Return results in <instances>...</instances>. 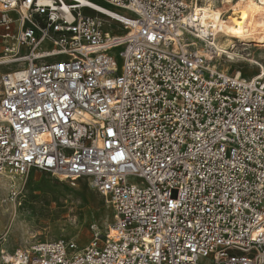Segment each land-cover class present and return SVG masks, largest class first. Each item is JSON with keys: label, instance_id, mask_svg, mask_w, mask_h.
Masks as SVG:
<instances>
[{"label": "built area", "instance_id": "obj_1", "mask_svg": "<svg viewBox=\"0 0 264 264\" xmlns=\"http://www.w3.org/2000/svg\"><path fill=\"white\" fill-rule=\"evenodd\" d=\"M87 1L0 0V192L85 178L112 220L0 264H264V64L223 70L192 0Z\"/></svg>", "mask_w": 264, "mask_h": 264}, {"label": "rangeland", "instance_id": "obj_2", "mask_svg": "<svg viewBox=\"0 0 264 264\" xmlns=\"http://www.w3.org/2000/svg\"><path fill=\"white\" fill-rule=\"evenodd\" d=\"M243 48L251 54L249 60L264 64V38L258 45ZM223 55L220 67L228 73L243 78L257 73L252 61ZM8 70L0 67V76ZM7 193V189L0 192V236L5 238L0 246L10 253L45 240L73 241L83 248L101 238L112 220L111 208L85 178L70 186L31 170L16 197L7 198Z\"/></svg>", "mask_w": 264, "mask_h": 264}, {"label": "bare ground", "instance_id": "obj_3", "mask_svg": "<svg viewBox=\"0 0 264 264\" xmlns=\"http://www.w3.org/2000/svg\"><path fill=\"white\" fill-rule=\"evenodd\" d=\"M93 9L111 10L91 3L87 0H72ZM192 0L190 5V23L193 26L211 25L215 39L210 42V48L230 57L249 60L248 49L258 45L264 38V3L261 0ZM64 8L66 4L63 3ZM196 23H193V21ZM223 55V56H224ZM229 59V58H228ZM230 60V59H229ZM255 61V60H254Z\"/></svg>", "mask_w": 264, "mask_h": 264}, {"label": "snow or ice", "instance_id": "obj_4", "mask_svg": "<svg viewBox=\"0 0 264 264\" xmlns=\"http://www.w3.org/2000/svg\"><path fill=\"white\" fill-rule=\"evenodd\" d=\"M261 2L264 3V0H261ZM253 238H255V237H253Z\"/></svg>", "mask_w": 264, "mask_h": 264}]
</instances>
